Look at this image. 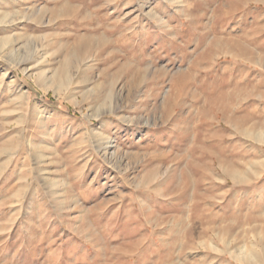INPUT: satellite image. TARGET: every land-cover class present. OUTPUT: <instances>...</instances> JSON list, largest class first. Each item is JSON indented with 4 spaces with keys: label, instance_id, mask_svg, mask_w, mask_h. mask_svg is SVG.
<instances>
[{
    "label": "rangeland",
    "instance_id": "374dc122",
    "mask_svg": "<svg viewBox=\"0 0 264 264\" xmlns=\"http://www.w3.org/2000/svg\"><path fill=\"white\" fill-rule=\"evenodd\" d=\"M0 264H264V0H0Z\"/></svg>",
    "mask_w": 264,
    "mask_h": 264
},
{
    "label": "bare ground",
    "instance_id": "6f19581e",
    "mask_svg": "<svg viewBox=\"0 0 264 264\" xmlns=\"http://www.w3.org/2000/svg\"><path fill=\"white\" fill-rule=\"evenodd\" d=\"M4 16V15H3ZM6 17V16H5ZM2 18V17H1ZM3 20V19H2ZM7 20V19H6ZM4 21V20H3ZM6 43V42H5ZM4 44V43H3ZM8 45V44H7ZM14 57V56H13ZM22 95H24V92L22 93ZM111 96V95H110ZM112 98V97H111ZM111 98H109V99H111ZM110 105V107L112 106L111 105V103L109 104ZM101 114L100 113H96V114H94L93 115V117L94 118H98L99 116H100ZM147 121V120H146ZM101 138V137H100ZM104 138V137H103ZM103 144H104V147H103V149H104V152L102 153V154H104V155H108L109 153L111 154L112 152H109V140H105L104 142H103ZM108 150V151H107ZM106 156H104V157H106ZM255 254L253 253V251L252 250H247V252L245 251V253H244V255L241 257V259L242 260H249V261H252V260H255ZM242 262V261H241Z\"/></svg>",
    "mask_w": 264,
    "mask_h": 264
}]
</instances>
